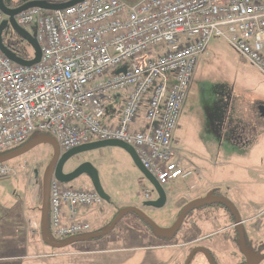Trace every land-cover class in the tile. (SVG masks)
<instances>
[{
  "label": "built area",
  "instance_id": "obj_1",
  "mask_svg": "<svg viewBox=\"0 0 264 264\" xmlns=\"http://www.w3.org/2000/svg\"><path fill=\"white\" fill-rule=\"evenodd\" d=\"M4 21L0 9V28ZM15 22L35 27L41 59L22 66L0 50V156L38 134L54 138L62 153L118 140L132 146L165 187L193 176L176 161L174 135L211 40L226 42L264 78V0H140L134 5L86 0L58 11L31 8ZM125 90L119 125L104 126L112 95ZM15 175L7 163L0 164V179ZM151 195L147 189L145 200ZM104 204L95 191L68 188L53 178L51 236L63 241L89 234L91 225L80 221L77 211Z\"/></svg>",
  "mask_w": 264,
  "mask_h": 264
},
{
  "label": "rangeland",
  "instance_id": "obj_2",
  "mask_svg": "<svg viewBox=\"0 0 264 264\" xmlns=\"http://www.w3.org/2000/svg\"><path fill=\"white\" fill-rule=\"evenodd\" d=\"M8 19L5 16V20ZM23 29L35 36L33 25ZM2 40L9 45L19 43L11 24L3 31ZM25 48L28 57L34 59L33 47L27 44ZM124 98V91L114 93L107 110L122 107ZM220 99L224 101L221 110L217 111L213 102L218 103ZM263 101L264 78L226 42L213 38L207 47V55L199 62L174 135L176 161L183 169L192 171L193 176L164 187L168 200H171L168 207L146 209L145 213L158 226L165 228L176 219L174 217L182 205L173 204L180 196L191 200L209 188L218 187L229 192L232 198L234 192L236 207L247 215L246 218L257 215L247 225V232L255 245L264 246V130L260 129L261 124L252 128L257 118L252 119L250 114L251 136L235 137L234 142L227 138L230 131L226 135L218 133L216 124L217 120L221 123L229 118L230 112L238 113L240 108L251 111L249 107L254 106L257 108L254 111L260 112ZM217 112L220 119L219 114H215ZM52 154V146L43 143L7 163L16 175L0 179V264H171L173 260L182 264L189 247L198 244L188 245L200 237L198 228L192 224L196 220L190 217L201 209H195L187 216L175 241L156 238L152 230L130 214L112 233L101 239L60 250L47 246L39 233L40 210ZM81 160H88L95 167L106 193L118 199L136 196L139 208L144 206L145 191L153 187L125 151L103 148L82 154ZM75 166L77 162H72L66 170L71 171ZM196 171L200 176L195 174ZM65 186L92 190L86 177ZM152 198H156L154 191ZM221 225L213 223L216 227ZM211 230L215 229L209 224L201 225L202 234H209ZM226 233L233 237L231 231ZM220 236L204 241V245L220 243ZM192 264L208 263L197 254Z\"/></svg>",
  "mask_w": 264,
  "mask_h": 264
},
{
  "label": "water",
  "instance_id": "obj_3",
  "mask_svg": "<svg viewBox=\"0 0 264 264\" xmlns=\"http://www.w3.org/2000/svg\"><path fill=\"white\" fill-rule=\"evenodd\" d=\"M84 1L86 0H72L70 2H66L62 4H50L47 2H43V1L42 2H30L19 8L10 9L6 7L4 0H0V9L2 10L5 16L9 17L8 20H5L3 22L0 28V50L3 52V54L9 57L13 62L19 65L33 66L39 63L41 59V48L39 44L37 43L35 36L32 37L23 28L19 27L15 22V17L18 14L28 9H31V8H41L47 11H58V10L68 9L69 7L80 4ZM8 24H11L13 26L15 35L19 37V41H23L29 46L33 47L35 51L34 59L26 61L20 58L19 56H17V54L13 51L14 45H16L17 43L9 45L3 42L2 34ZM260 112H261V115L264 116V107H262ZM43 143H48L52 146L53 154L51 157L49 169L46 174L45 182L43 184L42 207L40 210L41 212L40 231H41V237H42L43 243L57 250L64 249L66 247H69L77 243L98 240L105 236H108L110 233L114 231V229L121 222V220L130 214H133L136 217L140 218L150 228V230H152V234L156 238L170 241L174 239V237L180 231L187 214L192 209H195V208L199 209L204 206H209L212 204L225 203V200H218L216 198H212V196H208L204 199L191 202L190 204L187 205V207L181 213V216L179 217L178 221L172 227H169V228L158 226L141 208L127 207V208L121 209L118 212L117 216L112 221V223L108 227L102 229L101 231L94 232V233L84 235V236L74 237V238L59 242V241L54 240V238L51 236L49 232L50 183L53 178H55L56 180H58L60 183L64 185H69L82 177H86L90 180L93 190L106 203H110V197L102 188L100 184L98 172L91 163L86 162V163L81 164L80 166H78L76 169H74L73 171L69 173L64 172L66 165L69 164L73 158L79 155H82V154H85L91 151L103 149V148L122 149L131 157L137 169L140 171L143 177L150 183V185L153 187V191L156 193V199L151 200L149 202H145L144 208L155 209V210L163 209L167 204V194L165 190L159 185L157 180L144 168L135 149L132 146L128 145L127 143L118 141V140H106V141L94 142V143L79 146L68 152L62 153L54 138L48 135L39 134V135L34 136L32 140H30V142H28L22 148L15 150L13 152H10L8 154L1 155L0 164L8 163L11 160L21 157L24 154L28 153L33 148H35L36 146L43 144ZM226 205L230 207L231 209L234 208L232 204L230 203H226ZM239 222L240 220H237L236 223L238 224ZM241 233L242 232H240V234ZM240 240H241L242 251L247 257V263L257 264V261L255 260V256H254L255 254L251 249H249L246 246L244 237L242 234L240 236ZM198 253L205 254L210 264H213L212 258L209 252L201 248L195 249L191 252V254L189 255L187 259L186 264H190L194 256Z\"/></svg>",
  "mask_w": 264,
  "mask_h": 264
},
{
  "label": "flooded vegetation",
  "instance_id": "obj_4",
  "mask_svg": "<svg viewBox=\"0 0 264 264\" xmlns=\"http://www.w3.org/2000/svg\"><path fill=\"white\" fill-rule=\"evenodd\" d=\"M15 37L17 39H19V37L17 35H15ZM81 156L82 155H79V156L73 158L70 161V163L66 165L64 172L69 173V172L73 171L74 169H76L81 164L89 162L88 160H81ZM72 162H77V166H75V168L73 170L67 171L66 170L67 166L70 165ZM89 182H90V180H89ZM90 184H91V182H90ZM232 195L234 198V192L233 191H232ZM208 196H212V198H216L218 200H225V203L212 204V205H209L210 207L204 206L202 208H199V209H201V211L195 213L194 215H192L190 217V219L193 217L195 218L196 222H193L192 224L194 227H196V229L198 228L197 230H198V234L200 237L198 239H196L195 241L188 243V245H190V246L192 245L191 243H198V244H196L195 246L189 247V250L187 253L188 255L186 256V258L182 264H186L187 259H188L189 255L191 254V252L193 250L199 249V248L204 249V250L209 252V254L211 255L213 264H248L247 263V257L242 251L241 240H240L241 234L244 237V241H245L246 246L254 252V254H255L254 256H255V260L257 261V264L264 263V246H262V245L258 246L257 244L255 245V243L252 242L251 239L249 238V235L247 232V225L251 224L249 217L246 218L247 215L246 214L244 215L243 213H241L240 209H238L236 207L238 204L236 205V202L230 196L229 192L222 191L218 187L209 188L204 192V194L200 193V196L193 198L191 200H189L188 198H186L184 196H180L179 199L177 201H175L173 205H175L177 207H178V205L179 206L182 205V206L177 211L176 216L174 217L176 219L172 223H176L178 221L179 217L181 216V213L184 211V209L187 207L188 204H190L191 202H194L196 200L204 199ZM151 199L154 200L156 198H154V199L151 198ZM170 202H171V200L170 201L168 200V195H167V204H166L167 207L170 204ZM226 203L232 204V206L234 208L231 209L230 207H228L226 205ZM141 209L145 212L147 208L141 207ZM195 209H192L187 214V216L192 211H194ZM153 210H155V209H153ZM187 216H186V218H187ZM237 220H240V222L238 224L236 223ZM184 222H185V220H184ZM184 222H183V224H184ZM213 223H221L222 225L216 227V226H213ZM171 224H169L165 228L171 227ZM183 224H182V226H183ZM206 224H209L211 226V228L212 229L214 228L215 230H213V231L211 230V232L209 234H207V233L202 234L203 232H201V225H206ZM181 229H182V227H181ZM181 229H180V231H181ZM95 231L96 230H94V232ZM229 231L232 232L233 237L226 233ZM179 232L177 233V235L179 234ZM240 232H242V233L240 234ZM176 236L172 240L175 241ZM216 236H220L219 237V239H221L220 243H217V244L211 243L210 246L204 245V241H206L210 238H214ZM172 240H170V241H172ZM183 245H187V243H184ZM166 246L169 248L168 245H166ZM162 247L167 248L165 246H162ZM198 254H201L203 256V258L205 259V261L208 264H210L209 260L205 256V254H202V253H198ZM196 256H197V254L194 256L193 260L196 258ZM193 260L191 261L190 264H192ZM166 264H170V262H168ZM171 264H179V263H178V261L173 260V262Z\"/></svg>",
  "mask_w": 264,
  "mask_h": 264
},
{
  "label": "crops",
  "instance_id": "obj_5",
  "mask_svg": "<svg viewBox=\"0 0 264 264\" xmlns=\"http://www.w3.org/2000/svg\"><path fill=\"white\" fill-rule=\"evenodd\" d=\"M220 92V91H219ZM224 100L220 99L218 103L213 102V107L217 111L221 110L222 103ZM264 103V101H263ZM220 107H219V106ZM262 104H259L261 106ZM264 106V105H263ZM108 107V104H107ZM122 107L116 110L108 109L106 110V114L102 120V124L106 127L114 128L119 125V122L121 120L122 116ZM248 108V107H247ZM251 111H243V108H240L238 113H229V118H225V120L221 123L220 120H217L218 123V133H223L226 135L229 131L230 134L228 135V139H232L235 142V137L237 138H243L246 135L251 136V130H249V127L251 128V120H250V114H252V119L254 120L253 127H260V124L262 127L260 129L264 130V116L261 115V112L254 111V109L257 110V108H254V106L249 107ZM231 109H228L230 111ZM216 115L219 114V112L215 113ZM220 114L218 115V118L220 119ZM259 120V122H258ZM219 125H222L219 127ZM108 194V193H107ZM110 197V203H105L103 206L99 208H79L77 211L78 219L80 221L89 223L94 230L99 231L101 229H104L108 227L114 218L117 216L118 212L127 207H139V203L137 202V197H125V198H114L113 195L108 194ZM107 204V205H106ZM248 214V213H247ZM115 216V217H114ZM69 217V211L68 209L64 210V218L68 219ZM257 217H249L250 222L254 220Z\"/></svg>",
  "mask_w": 264,
  "mask_h": 264
},
{
  "label": "trees",
  "instance_id": "obj_6",
  "mask_svg": "<svg viewBox=\"0 0 264 264\" xmlns=\"http://www.w3.org/2000/svg\"><path fill=\"white\" fill-rule=\"evenodd\" d=\"M42 1L50 3V4H62V3L70 2L72 0H4V3L6 5V7L10 8V9H16V8H19V7H21V6H23V5L27 4V3H30V2H42ZM121 1L125 2L128 5H134V4L138 3L140 0H121ZM26 45L27 44L25 42L19 41V43L14 45L13 51L20 58H27L28 54H27V51H26V48H25ZM128 92H129V90H125L124 91L125 98L128 95ZM125 98H124V100H125ZM145 101L147 102L146 99H145ZM146 111H147V107H146V104H145V105H143L141 107V111H140V114H139L140 127H143V122H144V119H145ZM138 219L140 221H142L140 218H138ZM144 225H146V224L144 223ZM146 227H148V226L146 225ZM39 233H40V230H39Z\"/></svg>",
  "mask_w": 264,
  "mask_h": 264
}]
</instances>
